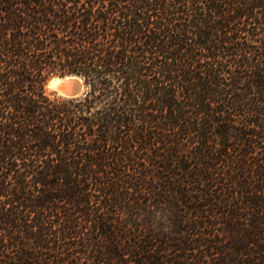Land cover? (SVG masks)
I'll return each instance as SVG.
<instances>
[{
  "label": "trees",
  "instance_id": "trees-1",
  "mask_svg": "<svg viewBox=\"0 0 264 264\" xmlns=\"http://www.w3.org/2000/svg\"><path fill=\"white\" fill-rule=\"evenodd\" d=\"M0 264H264V0H0Z\"/></svg>",
  "mask_w": 264,
  "mask_h": 264
},
{
  "label": "water",
  "instance_id": "water-1",
  "mask_svg": "<svg viewBox=\"0 0 264 264\" xmlns=\"http://www.w3.org/2000/svg\"><path fill=\"white\" fill-rule=\"evenodd\" d=\"M47 85L63 97H77L85 91L82 78L76 74L54 75L48 80Z\"/></svg>",
  "mask_w": 264,
  "mask_h": 264
},
{
  "label": "rangeland",
  "instance_id": "rangeland-1",
  "mask_svg": "<svg viewBox=\"0 0 264 264\" xmlns=\"http://www.w3.org/2000/svg\"><path fill=\"white\" fill-rule=\"evenodd\" d=\"M47 90L48 92L55 93V91L52 88L48 87V85H47Z\"/></svg>",
  "mask_w": 264,
  "mask_h": 264
},
{
  "label": "bare ground",
  "instance_id": "bare-ground-1",
  "mask_svg": "<svg viewBox=\"0 0 264 264\" xmlns=\"http://www.w3.org/2000/svg\"><path fill=\"white\" fill-rule=\"evenodd\" d=\"M57 80V79H56Z\"/></svg>",
  "mask_w": 264,
  "mask_h": 264
}]
</instances>
